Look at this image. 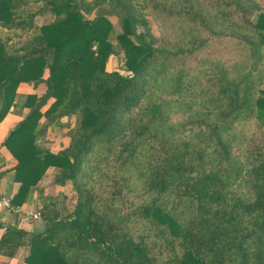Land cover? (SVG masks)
Returning a JSON list of instances; mask_svg holds the SVG:
<instances>
[{"label":"trees","instance_id":"trees-1","mask_svg":"<svg viewBox=\"0 0 264 264\" xmlns=\"http://www.w3.org/2000/svg\"><path fill=\"white\" fill-rule=\"evenodd\" d=\"M34 1L0 0V26L31 33L19 47L0 40V122L29 109L2 142L17 160L13 202L49 166L76 201L66 211L39 189L44 228L4 227L0 254L27 245L26 264H264V0ZM156 11L160 36L146 16ZM115 52L130 74L107 70ZM22 82L45 92L17 104ZM47 127L67 129L56 153L36 144ZM234 131L243 154L229 168ZM122 191L146 195L125 217L114 209Z\"/></svg>","mask_w":264,"mask_h":264},{"label":"crops","instance_id":"crops-1","mask_svg":"<svg viewBox=\"0 0 264 264\" xmlns=\"http://www.w3.org/2000/svg\"><path fill=\"white\" fill-rule=\"evenodd\" d=\"M37 17H35L34 22L38 25H41L37 22ZM44 24V23H43ZM30 36V31H27ZM16 31L9 29L4 26H0V40L5 41L7 38L12 37ZM9 45V44H8ZM11 46V45H10ZM263 61H264V48H263ZM121 64H123V55L121 56ZM40 89V90H38ZM45 92V87L43 84H38L33 86L29 83H19L16 89V102L21 104L27 95L35 94L37 97L41 96ZM20 93H25V98L22 102H19ZM26 111V112H25ZM29 109L24 108H13L11 107L9 112L5 115L3 120L0 122V197L3 196H15L18 192L20 183L15 181L14 173L17 160L12 156L9 150L2 145V142L7 137L11 128H13L18 122H20L27 115ZM23 112V116L20 115ZM19 117V118H17ZM73 121V118H72ZM40 123H45L43 118L40 119ZM39 129V128H38ZM67 129H59L56 127H47L44 132H42L36 139V144L43 150H48L50 152L56 153L60 149L66 146L68 142V136L66 135ZM55 135H57L55 137ZM43 139V140H42ZM46 139V140H45ZM56 169L53 166H49L41 179L37 183V187L30 188L27 194L23 197L22 201L17 204L21 207V211L18 213L7 211L0 207V224L3 226L0 228V237L3 233L4 227L15 226L19 229L27 231L29 233H37L44 228V224L41 220L38 204H39V189L44 187V193L47 194L48 183L52 182V178L49 175ZM49 178L48 182L44 184V180ZM47 184V185H46ZM55 187L57 185L53 184ZM30 213V215H28ZM32 214H39L38 218H33ZM29 247L27 245L21 246L15 250V253L12 257L0 254V264H26L25 257L28 255Z\"/></svg>","mask_w":264,"mask_h":264},{"label":"rangeland","instance_id":"rangeland-1","mask_svg":"<svg viewBox=\"0 0 264 264\" xmlns=\"http://www.w3.org/2000/svg\"><path fill=\"white\" fill-rule=\"evenodd\" d=\"M88 2H92L94 0H87ZM29 6L32 9H35L36 6L40 3H37L36 1H32L30 0L29 2ZM100 8V7H98ZM158 12L156 11L155 14L149 15L146 14L148 21L150 22V27L152 29V32L154 35L156 36H160L161 34V28L158 25V22L160 24V20H163V18H161L160 16L156 17L158 19V21L155 18V15H157ZM88 18H92L94 16L93 13L85 15ZM53 19V15L51 13L49 14H45L43 16H37V22L40 24L43 23H47L50 22ZM110 20L113 22L114 28L117 32H120L121 28L118 22V19L116 17H110ZM170 22V20H169ZM138 30H143V28L140 26L138 28ZM29 38V33L23 31L22 29H16V33L13 34L12 37H9L5 40V42L9 45H15V47H19L21 46L27 39ZM123 55L122 52H115L114 54H111L108 59H107V63H106V68L109 71H113V70H117L118 72H120L123 75H128L130 74L129 72H127L126 70L123 69V66L121 64V56ZM258 73L262 74V69L261 66L257 67V71L254 72V75H257ZM40 90V89H38ZM25 93H20L19 96V102H22L23 99L25 98ZM26 112V111H25ZM23 116V112L20 115V117ZM19 118V117H17ZM256 130V128L254 129V131ZM235 132V131H234ZM252 132L249 131V134H251ZM236 139L232 142V146H231V152H232V157L229 161V168H234L237 167V164L241 162L242 159V154H243V147L239 144L241 141H243V138H245L243 135H239V133L236 131ZM57 135H55L56 137ZM254 134L253 136H251V139L253 140L254 138ZM249 139V138H248ZM247 139V141H249ZM43 140V139H42ZM46 140V139H45ZM256 141V138H255ZM250 142V141H249ZM248 142V143H249ZM106 170V166L103 165V163H99L98 166L96 167L97 173L94 174V180L95 182L97 180H99V182H96V184H100L98 187L100 188V193L105 197L108 192L111 190V183L109 180L105 179L103 180L102 178H100V170ZM57 172V169H53V171L51 173H49V175L52 178V176L55 175V173ZM109 172V176L112 175V170H108ZM107 178V177H106ZM49 178L46 177V179L44 180V184L46 182H48ZM54 183L50 182L48 183V189H47V194L52 195V196H57L60 200H63L64 202V206L66 207V211H71L74 207L75 201H76V193L72 187V184L70 182H67L66 185L64 186H58L55 187L53 185ZM47 185V184H46ZM102 187V188H101ZM107 193V194H106ZM41 194H45L44 193V187L42 188V193ZM110 196V195H109ZM122 198H124V202L125 204H123L122 202H119L117 204H115V210L117 212H121L120 214H122L123 217H125L130 211H132L133 208V204L138 203L141 201L142 198H146V195L142 196L141 198L139 196H135L134 193L131 192H125L122 191ZM114 199H119L118 197H114ZM41 205V203H39V206ZM65 213V211L63 212Z\"/></svg>","mask_w":264,"mask_h":264},{"label":"built area","instance_id":"built-area-1","mask_svg":"<svg viewBox=\"0 0 264 264\" xmlns=\"http://www.w3.org/2000/svg\"><path fill=\"white\" fill-rule=\"evenodd\" d=\"M13 200H14V196L12 195L0 197V207L7 211H12L15 213L20 212L22 210L21 207L15 204ZM28 215H30V213H28ZM32 217L34 219L38 218L39 214H32Z\"/></svg>","mask_w":264,"mask_h":264}]
</instances>
